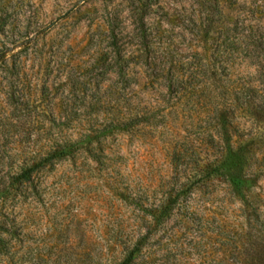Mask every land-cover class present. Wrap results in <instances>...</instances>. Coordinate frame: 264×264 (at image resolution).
Returning <instances> with one entry per match:
<instances>
[{
	"label": "rangeland",
	"instance_id": "374dc122",
	"mask_svg": "<svg viewBox=\"0 0 264 264\" xmlns=\"http://www.w3.org/2000/svg\"><path fill=\"white\" fill-rule=\"evenodd\" d=\"M261 65L264 0H0V264H104L144 235L132 264H264L256 121L224 125L254 142L242 190L189 177L223 146L224 68L251 87Z\"/></svg>",
	"mask_w": 264,
	"mask_h": 264
},
{
	"label": "trees",
	"instance_id": "16d2710c",
	"mask_svg": "<svg viewBox=\"0 0 264 264\" xmlns=\"http://www.w3.org/2000/svg\"><path fill=\"white\" fill-rule=\"evenodd\" d=\"M230 74L231 73L226 71L224 68L225 80L223 81V88L220 92V95L222 96L220 106L222 108L223 119L222 122L217 123L219 128H222V133H219V137L223 146L219 155L212 160H207L198 170L195 171L194 175H190L189 177L198 178V182L220 177L224 178L232 187L242 190L243 184L248 182L251 178L247 172V166L250 164L252 159V155H250L248 147H250V145L254 142L248 141V143H238L236 140H233V137L228 132V127L224 125L228 122V117L252 118L257 123V133L255 137L258 141L263 142L264 100H262L261 97L264 96V65L258 67L255 75L253 76L256 80V85L251 87H247L243 84L250 82L231 81L232 76H230ZM246 90L256 92L260 99L241 100L238 95L239 93H244ZM132 120L133 119H126V122H122L123 120H121L118 121L117 124L119 127L125 128L128 124L133 122ZM88 136V134L81 135L77 140L69 139L57 144L55 147L50 149L46 153L45 157H43L39 162L24 169L21 174V178L30 180L32 178V174L40 170L48 162L64 159L80 151L91 153L93 151V147H91L93 139H87ZM96 160H100V157H97ZM167 208L168 205L165 207V212ZM146 237V235L138 237L131 246H124L120 248L119 246L114 245L108 248L106 251L109 255L105 257L106 263L104 264H132L142 250L143 242ZM3 241L4 238L0 235V242Z\"/></svg>",
	"mask_w": 264,
	"mask_h": 264
},
{
	"label": "water",
	"instance_id": "95a60500",
	"mask_svg": "<svg viewBox=\"0 0 264 264\" xmlns=\"http://www.w3.org/2000/svg\"><path fill=\"white\" fill-rule=\"evenodd\" d=\"M74 8H75V7H73V8L70 9L69 11H67L64 15L60 16V17L58 18V20L61 19L63 16L67 15V14H68L70 11H72ZM56 22H57V21L52 22V23H51L46 29L52 27ZM46 29H44V31H45Z\"/></svg>",
	"mask_w": 264,
	"mask_h": 264
}]
</instances>
